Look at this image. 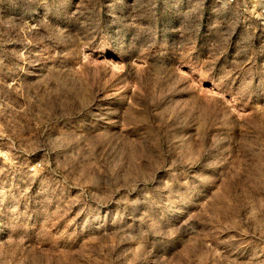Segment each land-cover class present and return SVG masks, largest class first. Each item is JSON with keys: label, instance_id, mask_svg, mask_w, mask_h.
Wrapping results in <instances>:
<instances>
[{"label": "rangeland", "instance_id": "obj_1", "mask_svg": "<svg viewBox=\"0 0 264 264\" xmlns=\"http://www.w3.org/2000/svg\"><path fill=\"white\" fill-rule=\"evenodd\" d=\"M0 264H264V18L0 0Z\"/></svg>", "mask_w": 264, "mask_h": 264}, {"label": "built area", "instance_id": "obj_2", "mask_svg": "<svg viewBox=\"0 0 264 264\" xmlns=\"http://www.w3.org/2000/svg\"><path fill=\"white\" fill-rule=\"evenodd\" d=\"M208 7L213 11V3L222 7H237L243 10H256L264 18V0H207Z\"/></svg>", "mask_w": 264, "mask_h": 264}]
</instances>
